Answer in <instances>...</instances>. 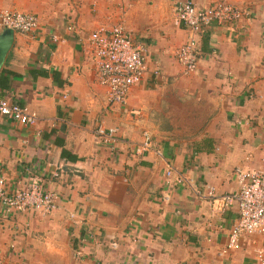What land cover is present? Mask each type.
<instances>
[{
	"label": "crops",
	"instance_id": "obj_1",
	"mask_svg": "<svg viewBox=\"0 0 264 264\" xmlns=\"http://www.w3.org/2000/svg\"><path fill=\"white\" fill-rule=\"evenodd\" d=\"M185 1L0 0L39 22L11 33L0 65V100L37 117L0 116V185L13 193L36 180L58 207L43 216L0 203V264H257L264 236L224 253L236 208L214 213L165 172L202 195L236 192V169L264 174V0H227L248 16L198 36L189 76L175 60L187 31L173 25ZM190 1L204 10L217 0ZM118 24L143 44L145 69L124 105H108L77 37ZM98 126L117 129L115 143L98 142ZM142 130L162 158L135 153Z\"/></svg>",
	"mask_w": 264,
	"mask_h": 264
},
{
	"label": "built area",
	"instance_id": "obj_2",
	"mask_svg": "<svg viewBox=\"0 0 264 264\" xmlns=\"http://www.w3.org/2000/svg\"><path fill=\"white\" fill-rule=\"evenodd\" d=\"M248 14L227 0H217L215 4L204 10H196L190 0L178 5L174 10L175 26L187 31V39L176 53V63L184 76L194 73L200 50L197 38L213 25L232 23L246 18ZM38 19L32 14L19 13L10 10H0V29L11 30L20 34H30L38 29ZM72 30V27H68ZM54 41H57L54 38ZM77 41L86 42L92 48L94 70L98 83L106 89L108 105H124L133 86L142 78L145 49L143 44L118 24L110 29L98 28L87 37H77ZM0 116L23 126H34L37 117L28 113L17 104L0 100ZM117 129H104L98 126L94 136L103 145L116 141ZM152 152L162 158L154 147L151 131L142 130L140 142L135 149L139 156ZM239 188L236 192L217 195L209 188L205 195L200 194L198 187L188 178L175 173L171 168L165 172L167 178H173L174 183L187 187L195 196L214 203L213 212L223 214L227 209L235 207L237 219L231 227L224 253L234 249L243 236H264V174L251 173L240 169L235 170ZM0 203L8 212L23 213L32 210L43 216L51 215L57 207V198L46 192L42 185L34 180L25 189L13 193L6 192L0 185ZM257 264H264V247L255 251ZM76 252L74 257L78 259Z\"/></svg>",
	"mask_w": 264,
	"mask_h": 264
},
{
	"label": "water",
	"instance_id": "obj_3",
	"mask_svg": "<svg viewBox=\"0 0 264 264\" xmlns=\"http://www.w3.org/2000/svg\"><path fill=\"white\" fill-rule=\"evenodd\" d=\"M13 31L6 30L5 35L0 37V65L3 61L4 55L10 45L11 42V33Z\"/></svg>",
	"mask_w": 264,
	"mask_h": 264
},
{
	"label": "rangeland",
	"instance_id": "obj_4",
	"mask_svg": "<svg viewBox=\"0 0 264 264\" xmlns=\"http://www.w3.org/2000/svg\"><path fill=\"white\" fill-rule=\"evenodd\" d=\"M173 25H174V22H173ZM174 26H175V25H174ZM177 27H178V26H177ZM186 39H187V36H186ZM184 43H185V42H184ZM184 43H183V44H184ZM183 44H182V45H183ZM182 45H181V46H182ZM181 46H180V47H181ZM178 50H179V49H178ZM175 57H176V56H175ZM182 75H183V74H182ZM183 76H184V75H183Z\"/></svg>",
	"mask_w": 264,
	"mask_h": 264
}]
</instances>
